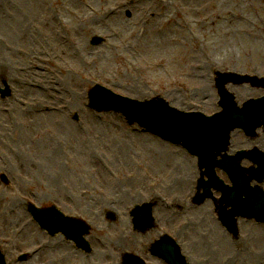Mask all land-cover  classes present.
Listing matches in <instances>:
<instances>
[{
  "label": "rangeland",
  "instance_id": "374dc122",
  "mask_svg": "<svg viewBox=\"0 0 264 264\" xmlns=\"http://www.w3.org/2000/svg\"><path fill=\"white\" fill-rule=\"evenodd\" d=\"M126 1L0 0V47L11 48L10 39H15L13 52L0 51V89L7 85L10 90L6 99L0 95V175L11 183L8 187L0 181V245L7 264H107L104 253L115 251L112 247L125 242L148 245L156 238L155 233L134 235L129 213L135 206L154 198L184 206L196 195L197 159L180 147L165 149V143L142 134L137 125L130 127L120 114L93 112L87 97L89 89L100 84L139 102L162 97L183 112L219 113L214 72L233 69L219 64L225 46L208 31L211 3L141 0L125 9ZM258 3L264 7V0ZM106 14L110 21L104 20ZM260 15L258 26L264 33V12ZM17 24L24 25L22 38L16 28L14 36L1 30ZM93 37L105 42L92 46ZM235 41L240 45L235 69L243 71L237 73L264 78V45L256 53L248 37ZM202 42L216 47L202 50L207 57L200 53ZM63 52L80 60L78 66L62 61ZM192 54L206 65L204 80L189 72L191 66L203 67L191 63ZM29 65L33 67L27 70ZM2 68H7V75H2ZM176 98L184 105H176ZM36 100L45 102L35 104ZM234 138V152L254 147L242 132ZM258 142L261 147L264 137ZM217 173L230 185L226 174ZM214 198L221 195L214 193ZM29 204L54 205L64 215L87 222L92 255L86 257L62 236L49 237L28 213ZM111 211L119 217L117 224L106 219ZM155 215L158 221L166 217L162 225L190 252L194 264H264V225L240 220L235 239L218 221L214 201L185 207L182 213L160 206ZM22 254L35 258L20 263Z\"/></svg>",
  "mask_w": 264,
  "mask_h": 264
},
{
  "label": "water",
  "instance_id": "95a60500",
  "mask_svg": "<svg viewBox=\"0 0 264 264\" xmlns=\"http://www.w3.org/2000/svg\"><path fill=\"white\" fill-rule=\"evenodd\" d=\"M100 39L94 40V45L100 44ZM253 86H264L249 78ZM234 80L222 78L218 84L221 98L220 106L223 112L212 118H206L202 114H186L170 108L162 99L139 103L116 97L103 88L96 87L90 93V107L98 113L118 111L123 113L131 124L139 123L153 133H157L169 140H178L194 157L199 158L200 168L205 169L203 176L209 178L208 184H201L205 194L198 204H202L208 198H212L211 189L223 193L222 203L232 208L229 215L222 214L223 224L233 232L237 231L236 218L243 217L264 222V195L261 190L254 193L250 184L254 178L261 182L264 178V155L255 156L252 152H241L235 157L223 156L222 161L218 158L228 151L230 135L237 129L244 130L248 136L254 137V132L260 126H264V105H255L254 102L247 104L244 109L238 108L234 98L226 90L225 86L234 83ZM242 84L244 82H237ZM3 98L10 95L8 88L1 90ZM260 103H264L260 101ZM244 159L255 162L259 170L254 168L243 169L241 163ZM219 167L228 172L234 187H224L216 178L215 170ZM3 181L8 184L6 177ZM254 194L257 200H254ZM152 205L148 208H136V224L149 223L152 221ZM29 212L40 227L54 236L64 234L73 240L78 247L88 250L89 244L84 237L89 233V228L84 222L67 218L56 209H37L30 207ZM138 215V216H137ZM112 220L113 215L109 216ZM0 264H4L0 256Z\"/></svg>",
  "mask_w": 264,
  "mask_h": 264
},
{
  "label": "bare ground",
  "instance_id": "6f19581e",
  "mask_svg": "<svg viewBox=\"0 0 264 264\" xmlns=\"http://www.w3.org/2000/svg\"><path fill=\"white\" fill-rule=\"evenodd\" d=\"M211 3L210 7V12L208 14L207 17V27H208V31L209 34L214 38V40L217 38V40H215L216 42H220L222 44H224L225 49L224 52L221 51V57L219 60V64H221L222 68L225 67V65H228L229 68L233 69L231 70V72L237 73V72H241L242 70H238L235 69V67L238 66V63H236L238 54L240 52V45L235 41V39H237L239 36H243V37H248L251 40V44H254V47H251V50L253 49L254 52L256 53H261V50L263 48V41H264V33L261 32L259 26H258V22L260 20V13L262 14V12H264V7L262 8V6L258 3V0H252L250 1V3H245V1L243 0H207ZM232 1L234 2V4L232 5ZM140 2L137 1L136 4H139ZM192 12L194 9H190ZM107 17H109V14H106ZM86 21H89L88 17H85ZM105 20V17H104ZM110 21V20H109ZM108 21V22H109ZM262 30L264 32V25L262 24V22L260 21ZM18 25V24H17ZM94 26V25H93ZM92 26V27H93ZM109 26L113 29H117L116 27H114V25H112L111 23L109 24ZM91 27V28H92ZM110 27H106L107 31L110 32ZM15 28H16V33L17 35H21V38L24 37V25L23 24H19L18 26L14 27V26H7L6 28H2L1 30H3V32L7 33L9 36L16 34L15 33ZM15 39H10L11 43L10 46L11 48H3L0 47V51H9L10 53L13 52L12 50V42H14ZM195 42L197 40H194ZM2 43V41H0ZM199 43V42H198ZM120 45V44H117ZM2 46H4V44L2 43ZM209 47L212 49H215L216 47L213 46L212 44L209 45L207 47L206 44H204V42H202L200 44V53L202 52V50H208ZM219 50V49H217ZM206 51L202 52V55H205L207 57V54H205ZM57 54V53H55ZM61 55L63 56V59L57 54L56 56L60 59H62V61L64 62H70L73 63L75 65H77L76 63H80V60L74 59L71 57L70 54H64L61 53ZM193 55V54H192ZM193 61H196L198 63H202L203 67L200 68L199 70L197 69V66L192 67L189 69V72L192 73V76L196 79H200V80H204L206 78V65L205 63L195 57L193 55L191 63ZM44 65H48L47 61H38ZM54 62V60L52 61ZM216 64L211 63V67L214 68ZM78 66V65H77ZM33 65H29L27 66V70H29L30 68H32ZM157 68H160L161 65H156ZM196 71H200L202 69H204L202 72H196ZM60 69V68H59ZM27 70L23 71V72H27ZM68 71V70H66ZM243 72V71H242ZM237 74H241V73H237ZM264 74V73H263ZM2 75L5 76L7 75V68H2ZM26 78V76H25ZM89 77L86 78V80H88ZM133 84V83H132ZM134 84L133 86H131L136 92L139 88L138 85ZM140 89V88H139ZM239 89V90H238ZM234 91H231L232 93H235V97L236 100L241 103L242 101H244L245 99L251 98V96L254 98H256L257 96L261 95L260 93H252L253 90L248 89L246 86H242L240 88H238ZM138 93V92H137ZM142 94V93H140ZM48 100V99H47ZM175 104L176 105H184V103L182 102V100L180 98H176L174 99ZM45 101H40V100H36L34 101L35 104H39V103H44ZM18 105V102L16 103ZM39 114H44L43 111L38 112ZM237 139L233 137V141ZM162 146L165 149H169L171 150L172 147L168 146L166 144H162ZM261 149L264 150V144L261 145ZM56 154V153H55ZM185 165H186V161H185ZM191 165V164H190ZM127 246V242L124 243V245H120V246Z\"/></svg>",
  "mask_w": 264,
  "mask_h": 264
},
{
  "label": "flooded vegetation",
  "instance_id": "af4514ba",
  "mask_svg": "<svg viewBox=\"0 0 264 264\" xmlns=\"http://www.w3.org/2000/svg\"><path fill=\"white\" fill-rule=\"evenodd\" d=\"M160 237V235H159ZM169 247V246H168ZM166 250L165 248L162 247H154L151 245H143V246H136V247H126V246H120L118 247L115 251L109 253H104L105 256L103 257L104 259L107 258V264H172L170 261V255L168 251H163ZM189 253L186 249L182 248V254L185 256L187 262L189 264H194V262L190 261ZM132 254L142 261H127V260H132L135 258L133 256L130 257L129 255ZM86 255V257L91 256ZM113 260V261H112ZM177 263V262H176ZM175 263V264H176ZM96 264H99L97 262Z\"/></svg>",
  "mask_w": 264,
  "mask_h": 264
}]
</instances>
